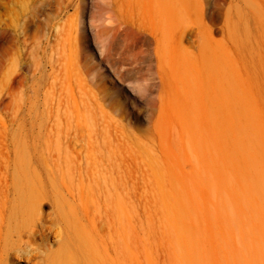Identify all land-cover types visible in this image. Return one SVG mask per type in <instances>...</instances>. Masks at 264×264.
Segmentation results:
<instances>
[{"label": "rangeland", "instance_id": "obj_1", "mask_svg": "<svg viewBox=\"0 0 264 264\" xmlns=\"http://www.w3.org/2000/svg\"><path fill=\"white\" fill-rule=\"evenodd\" d=\"M23 173L6 264L58 252L67 191L118 264H264V0H0L9 208Z\"/></svg>", "mask_w": 264, "mask_h": 264}, {"label": "bare ground", "instance_id": "obj_2", "mask_svg": "<svg viewBox=\"0 0 264 264\" xmlns=\"http://www.w3.org/2000/svg\"><path fill=\"white\" fill-rule=\"evenodd\" d=\"M203 29L204 32H209L208 26L204 25ZM27 169V166L23 167L24 171H28ZM29 175L23 173L17 177L13 188L15 196L10 208L6 206V201L0 202V264H6V255L11 247L20 244L23 230L37 218L40 203L45 199L39 194L36 185L29 180ZM53 204L61 239L58 252L49 255L46 264L119 263L117 250H114V256L111 257L104 241L93 230L98 216H80L74 205V197L69 191L58 192Z\"/></svg>", "mask_w": 264, "mask_h": 264}]
</instances>
